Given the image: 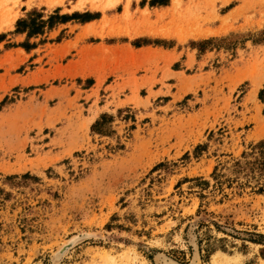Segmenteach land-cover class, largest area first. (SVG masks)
Returning a JSON list of instances; mask_svg holds the SVG:
<instances>
[{"label":"rangeland","instance_id":"rangeland-1","mask_svg":"<svg viewBox=\"0 0 264 264\" xmlns=\"http://www.w3.org/2000/svg\"><path fill=\"white\" fill-rule=\"evenodd\" d=\"M260 143L264 0H0V264H264Z\"/></svg>","mask_w":264,"mask_h":264},{"label":"bare ground","instance_id":"bare-ground-1","mask_svg":"<svg viewBox=\"0 0 264 264\" xmlns=\"http://www.w3.org/2000/svg\"><path fill=\"white\" fill-rule=\"evenodd\" d=\"M162 5H163V4H162ZM168 5H169V4H168ZM165 6H166V5H165ZM170 7H171V6H170ZM146 9H147V8H146ZM140 15H141V14H140ZM140 19H141V18H140ZM137 20H138V19H137ZM13 21H14V20H13ZM145 33H146V32H145ZM145 33H144V34H145ZM158 34H159V33H158ZM160 34H161V33H160ZM160 34H159V35H160ZM152 35H153V34H152ZM162 36H164V35H162ZM174 36H175V35H174ZM177 36H178L179 39H181V40H184V39L186 38L185 36H182V35H180V34H177ZM171 37H172V36H171ZM191 37H192V36H191ZM257 84H258V83H257ZM63 250H64V249H63ZM215 254H216V253H215ZM218 254H219V253H218ZM218 254H217V255H218ZM215 257H216V256H215ZM215 257H214V258H215ZM217 257H218V256H217ZM221 261H222V259H221ZM221 261L219 260V257L214 259V262H215L216 264L220 263Z\"/></svg>","mask_w":264,"mask_h":264},{"label":"trees","instance_id":"trees-1","mask_svg":"<svg viewBox=\"0 0 264 264\" xmlns=\"http://www.w3.org/2000/svg\"><path fill=\"white\" fill-rule=\"evenodd\" d=\"M32 32H34V29L32 30ZM102 124V122H100V121H97V123L95 124V128L97 129V130H99V125H101ZM94 127V126H93ZM264 145V143H260L259 144V147H262ZM256 161L258 162V160L257 159H255V163H256ZM239 162V161H238ZM262 164V163H261Z\"/></svg>","mask_w":264,"mask_h":264}]
</instances>
